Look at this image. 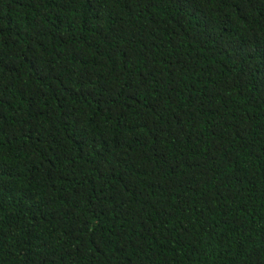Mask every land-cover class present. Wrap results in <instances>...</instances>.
I'll return each mask as SVG.
<instances>
[{
	"label": "trees",
	"instance_id": "1",
	"mask_svg": "<svg viewBox=\"0 0 264 264\" xmlns=\"http://www.w3.org/2000/svg\"><path fill=\"white\" fill-rule=\"evenodd\" d=\"M0 264H264V0H0Z\"/></svg>",
	"mask_w": 264,
	"mask_h": 264
}]
</instances>
